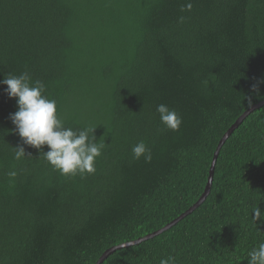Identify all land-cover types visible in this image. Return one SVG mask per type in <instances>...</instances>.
I'll list each match as a JSON object with an SVG mask.
<instances>
[{
  "label": "trees",
  "instance_id": "16d2710c",
  "mask_svg": "<svg viewBox=\"0 0 264 264\" xmlns=\"http://www.w3.org/2000/svg\"><path fill=\"white\" fill-rule=\"evenodd\" d=\"M25 71L65 127L95 128L104 148L95 173L62 175L23 143L0 83V264H97L195 206L221 140L264 102V0H0V81ZM159 104L180 114L179 130L161 123ZM141 141L151 162L133 157ZM17 146L30 155L16 159ZM257 206L264 106L222 148L200 207L103 264H248L264 242Z\"/></svg>",
  "mask_w": 264,
  "mask_h": 264
},
{
  "label": "clouds",
  "instance_id": "9594fccd",
  "mask_svg": "<svg viewBox=\"0 0 264 264\" xmlns=\"http://www.w3.org/2000/svg\"><path fill=\"white\" fill-rule=\"evenodd\" d=\"M187 8L190 10L191 4ZM183 19L184 17L180 18L181 22ZM0 83L7 85L5 92L10 98L16 99L17 110L10 113L9 119L24 144L40 150L44 159L62 175L83 176L95 173L96 158L102 154L104 148L103 143L95 140V128L74 131L65 127L58 113L57 102L44 95L45 84L40 80L33 81L27 71L19 75L7 73ZM252 91L260 98L258 85H253ZM246 99L248 106L252 107V96L249 95ZM156 111L167 129L179 130L182 117L175 109L159 104ZM90 132L93 134L91 137ZM44 146H47V151H44ZM15 148L16 159L30 155L26 154L23 146ZM132 153L134 159L143 157L145 162L152 160L151 149L143 141L133 146ZM252 216L256 221L264 223V210L258 206L252 209ZM172 261V257L163 258L160 264H172ZM247 261L248 264H264V242L248 252Z\"/></svg>",
  "mask_w": 264,
  "mask_h": 264
},
{
  "label": "water",
  "instance_id": "95a60500",
  "mask_svg": "<svg viewBox=\"0 0 264 264\" xmlns=\"http://www.w3.org/2000/svg\"><path fill=\"white\" fill-rule=\"evenodd\" d=\"M264 106V102L253 106L251 109H249L237 122L236 124L226 133V135L224 136V138L221 140L216 154H215V158L212 164V168H211V172H210V178H209V182L207 184V188L206 191L204 193V195L202 196V198L199 200V202L193 206L190 210H188L186 213H184L179 219L175 220L172 224H169L168 226H166L165 228L161 229L160 231L155 232L154 234L148 235L145 238L130 242V243H126L114 248L109 249L107 252L104 253V255L100 258V260L97 262V264H103L105 262V260L112 255L114 252H116L119 249L125 248V247H131L134 245H138L146 240H149L151 238H154L157 235H160L162 233H164L165 231H167L168 229H170L172 226L176 225L180 220H182L184 217L190 215L191 213H193L198 207H200L204 201L207 199V197L210 195L211 191H212V187H213V182H214V176H215V169H216V164H217V160L218 157L220 155V152L222 150V148L224 147V145L226 144V142L228 141V139L231 137V135L235 132V130L242 124V122L250 115L252 114L254 111H256L258 108Z\"/></svg>",
  "mask_w": 264,
  "mask_h": 264
}]
</instances>
